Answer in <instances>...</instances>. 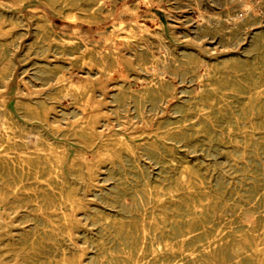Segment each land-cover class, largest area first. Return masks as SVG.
Instances as JSON below:
<instances>
[{
	"label": "rangeland",
	"instance_id": "374dc122",
	"mask_svg": "<svg viewBox=\"0 0 264 264\" xmlns=\"http://www.w3.org/2000/svg\"><path fill=\"white\" fill-rule=\"evenodd\" d=\"M0 117V264H264V0H0Z\"/></svg>",
	"mask_w": 264,
	"mask_h": 264
},
{
	"label": "bare ground",
	"instance_id": "6f19581e",
	"mask_svg": "<svg viewBox=\"0 0 264 264\" xmlns=\"http://www.w3.org/2000/svg\"><path fill=\"white\" fill-rule=\"evenodd\" d=\"M104 1V0H103ZM100 4V3H99ZM247 6V5H246ZM145 13V12H144ZM68 17V16H67ZM70 17H72V16H70ZM88 17H89V15H88ZM71 20H72V18H70ZM106 19H108V18H106ZM131 21H136V20H131ZM114 23V22H113ZM132 23V22H131ZM138 23V22H137ZM133 24V23H132ZM136 25V24H135ZM139 25V24H138ZM144 25V24H143ZM134 26V25H133ZM140 26V25H139ZM137 27V26H136ZM129 28V27H128ZM72 30V29H71ZM77 30V29H76ZM134 31V30H133ZM71 32V31H70ZM128 33H130V32H128ZM133 33V32H132ZM123 34V33H122ZM135 34V33H134ZM133 34V35H134ZM119 36V35H118ZM132 36V35H131ZM130 37V36H129ZM132 38V37H131ZM131 41V40H130ZM122 42V41H121ZM120 44H122V43H120ZM126 46V45H125ZM124 46V47H125ZM131 46V45H130ZM130 46H126L127 48L128 47H130ZM119 47V46H118ZM89 48V47H88ZM118 49V48H117ZM120 49V48H119ZM105 50V49H104ZM112 50V49H111ZM110 51V50H109ZM113 51V50H112ZM111 51V52H112ZM115 53H116V51H115ZM120 53V52H119ZM122 53V52H121ZM125 53V52H124ZM155 54V53H154ZM86 56V55H85ZM109 56V55H108ZM111 56V55H110ZM109 56V57H110ZM102 57V56H101ZM113 57V56H112ZM124 57V56H123ZM104 58V57H103ZM158 58V57H157ZM101 61V60H100ZM79 62V61H78ZM90 63V62H89ZM204 64V63H203ZM81 66H82V64H81ZM87 67V66H86ZM199 70V69H198ZM72 73V72H71ZM74 74H76V73H74ZM110 74V73H109ZM77 75V74H76ZM65 76V75H64ZM69 76V75H68ZM63 77V74H62V76H61V78ZM70 77H72V76H70ZM61 78H60V80H61ZM78 78V77H77ZM68 79V78H67ZM66 79V80H67ZM72 79V78H71ZM113 79V78H112ZM59 80V79H58ZM65 80V79H64ZM63 80V81H64ZM74 80L75 79H73V81H72V83L74 82ZM160 80V79H159ZM68 81V80H67ZM66 81V82H67ZM65 82V83H66ZM65 83H64V85H65ZM67 83H69V81L67 82ZM66 83V84H67ZM63 84V83H62ZM61 85V84H60ZM73 86V85H72ZM71 86V87H72ZM86 86V85H85ZM61 87V86H60ZM68 87H69V85H68ZM68 87H67V90H68ZM97 87V86H96ZM65 88V87H64ZM75 88V90H76V86L74 87ZM82 88V87H81ZM161 89V88H160ZM64 90V89H63ZM78 90V89H77ZM80 90V89H79ZM78 90V91H79ZM157 90V89H156ZM66 91V90H65ZM84 92V91H83ZM156 92V91H155ZM73 93V92H72ZM74 93H75V91H74ZM77 93V92H76ZM80 93V92H79ZM83 94V93H82ZM16 95V94H15ZM74 95V94H73ZM89 96V95H88ZM79 97V96H78ZM90 99V98H89ZM90 101H91V99H90ZM86 115V114H85ZM1 118V117H0ZM1 122H0V130L3 132V133H1V135H3L5 138H6V141L5 142H7V144L6 145H0V166H2L1 168H4V167H15L17 164V166H21V167H24V166H28V161H27V159L24 157V153L23 154H19V155H17L16 156V158H14V157H12V156H10V153H9V149L10 150H12L13 149V147L12 146H14V145H12V144H14L15 143V141H13V140H11V142H13V143H11V142H9V139H10V137H11V132H12V129L13 128H15V127H12V124L5 118V119H1L0 120ZM87 127V126H86ZM77 128H78V126H77ZM18 129H19V127H18ZM80 129V128H79ZM86 129V128H85ZM18 131V130H17ZM82 132V131H81ZM154 132V131H153ZM23 134H25V132H23ZM38 134H40V133H38ZM13 135V134H12ZM89 135V134H88ZM91 135V134H90ZM14 136V135H13ZM12 136V137H13ZM92 136V135H91ZM11 137V138H12ZM90 137V136H89ZM89 137H87V138H89ZM1 139V138H0ZM2 139H4V138H2ZM16 139V138H15ZM33 139V138H32ZM92 140H93V138H91ZM37 140V139H36ZM41 140V139H40ZM1 141H4V140H1ZM0 141V142H1ZM20 142V141H19ZM23 144L24 145H27L28 143H30L28 140H26V139H24L23 141ZM38 142V141H37ZM4 142H1L0 144H3ZM32 143V142H31ZM40 143V142H39ZM83 143H85V142H83ZM37 144V143H36ZM48 144V143H47ZM86 144V143H85ZM89 144V143H88ZM33 145V144H32ZM50 145H51V143H50ZM90 145V144H89ZM21 146H23V145H21ZM30 146V145H29ZM49 146V145H48ZM31 147V146H30ZM46 147V146H45ZM25 148V147H24ZM28 148V147H27ZM42 148H44V147H42ZM53 148V147H52ZM35 149V148H34ZM38 149H40V148H38ZM30 150V149H29ZM51 151H53L54 152V148H53V150L51 149ZM59 151V150H58ZM100 151V150H99ZM27 152V151H26ZM41 152V151H40ZM56 152V151H55ZM54 152V153H55ZM49 153H50V150H49ZM51 154V156H52V152L50 153ZM59 154V153H58ZM65 154H66V152H65ZM77 154V153H76ZM79 154V153H78ZM97 154V153H96ZM102 154H106L105 152L104 153H102ZM23 155V156H22ZM27 155V154H26ZM43 155V154H42ZM54 155V154H53ZM81 155V154H80ZM79 155V156H80ZM15 156V155H14ZM36 156V155H35ZM62 156V155H61ZM65 156V155H64ZM108 156H110V155H108ZM34 157V156H33ZM53 157V156H52ZM56 157V165L55 166H52L53 167V170L54 171H58L59 170V168L61 167V159H62V157L60 158V156H55ZM78 157V156H77ZM93 157V156H92ZM99 157V156H98ZM107 157V156H106ZM51 158V157H50ZM79 158V157H78ZM83 158V157H82ZM107 158H109V157H107ZM42 159V158H41ZM40 159V160H41ZM45 159V158H44ZM48 159V158H47ZM52 160V159H51ZM88 160H90V159H88ZM87 161V160H86ZM40 162V161H39ZM48 162V161H47ZM83 162V161H82ZM93 162V161H92ZM33 163V162H32ZM43 163H45V160H44V162ZM52 163H53V161H52ZM85 162H83V164H84ZM87 163V162H86ZM42 164V163H41ZM46 164V163H45ZM90 164V163H89ZM51 165V164H50ZM74 165V164H73ZM84 166V165H83ZM34 167V166H33ZM59 167V168H58ZM27 168V167H26ZM51 168V167H50ZM14 169H16V168H14ZM52 169V168H51ZM20 170V169H19ZM26 170V169H25ZM16 171V170H15ZM27 171V170H26ZM51 171V170H50ZM13 172H14V170H13ZM12 172V175H14L15 173H13ZM20 172V171H19ZM22 172V171H21ZM25 172V171H24ZM46 172V171H45ZM48 172V171H47ZM52 172V171H51ZM59 172V171H58ZM91 172V171H90ZM55 173V172H54ZM53 173V174H54ZM47 174V173H46ZM56 174H57V172H56ZM26 175V174H25ZM16 176V175H15ZM30 176V175H29ZM38 176V175H37ZM10 177V176H9ZM62 177V176H61ZM29 178V177H28ZM31 178V177H30ZM56 178V177H55ZM2 180H4L3 178H1ZM11 179V178H10ZM57 179V178H56ZM8 180V179H7ZM12 180V179H11ZM10 180V181H11ZM17 180V179H16ZM15 180V181H16ZM38 180V179H37ZM63 180V179H62ZM9 181V180H8ZM18 181V180H17ZM47 181H49V180H47ZM2 182V181H1ZM19 182H20V180H19ZM39 182V181H38ZM61 182V181H60ZM9 183V182H8ZM54 183V182H53ZM56 183V182H55ZM4 184H5V182H4ZM2 185V184H1ZM47 185V184H46ZM11 186H13V184L11 185ZM2 187V189H3V186H1ZM14 188H16L15 187V185H14ZM18 188V187H17ZM24 188V187H23ZM4 190H6V187L4 188ZM17 190V189H16ZM22 190V189H21ZM20 190V191H21ZM24 190H25V188H24ZM59 190H61V189H59ZM8 191H11V190H8ZM48 191V190H47ZM1 192V191H0ZM26 192V191H25ZM2 193V192H1ZM20 193V192H19ZM23 193V192H22ZM33 193V192H32ZM31 193V194H32ZM48 193V192H47ZM53 193V192H52ZM59 193V192H58ZM7 194V193H6ZM17 194V193H16ZM38 194V193H37ZM72 194V193H71ZM18 195H20V194H18ZM34 195V194H33ZM32 195V196H33ZM39 195V194H38ZM54 195V194H53ZM58 195V194H57ZM2 196V195H1ZM40 196V195H39ZM14 197V196H13ZM17 197V196H16ZM31 197V196H30ZM66 197V196H65ZM69 197V196H68ZM15 198V197H14ZM28 198V197H27ZM40 198H42V196L40 197ZM54 198V197H53ZM30 199V198H29ZM35 200L37 199V198H34ZM34 199H33V201H34ZM43 199V198H42ZM66 199V198H65ZM1 200V199H0ZM17 200V199H16ZM50 200V199H49ZM63 200H64V197H63V195L62 194H60L59 193V196H58V198L55 200V201H57V206H59V205H61L62 204V202H63ZM74 200V199H73ZM10 201V200H9ZM45 201V200H44ZM47 201V200H46ZM54 201V202H55ZM12 202V200L10 201V203ZM21 202V201H20ZM29 202V201H28ZM30 202L32 203V201L30 200ZM38 202H40V201H38ZM15 203V202H14ZM35 203H36V201H35ZM18 204V203H17ZM50 204V203H49ZM55 204H56V202H55ZM54 204V205H55ZM6 205V204H5ZM15 205H16V203H15ZM18 205H20V204H18ZM23 205V204H22ZM47 205V204H46ZM51 205V204H50ZM53 205V204H52ZM51 205V206H52ZM67 205H68V203H67ZM71 205H73V203H70V206ZM8 206V205H7ZM12 206V205H11ZM10 206V207H11ZM48 206V205H47ZM46 206V207H47ZM62 206V205H61ZM70 206H68L69 208H70ZM44 208V207H43ZM48 208V207H47ZM58 208V207H57ZM7 209H8V207H7ZM14 209V208H13ZM17 209H18V207H17ZM9 210V209H8ZM52 210V209H51ZM60 210V209H59ZM48 212V211H47ZM62 212V211H61ZM5 213V212H4ZM48 214H49V212H48ZM47 215V214H46ZM50 215V214H49ZM63 215V214H62ZM48 216V215H47ZM52 216V215H51ZM8 217V216H7ZM44 217V216H43ZM72 217V216H71ZM46 219H48V218H46ZM62 219H64V218H62ZM64 222V221H63ZM68 222V221H67ZM1 224H3V222L1 223ZM1 227V226H0ZM66 232H68V231H66ZM239 233H240V231H239ZM258 233V232H257ZM67 234V233H66ZM68 236H69V234H68ZM228 237V236H227ZM213 240V239H212ZM225 240V239H224ZM170 242V241H169ZM217 243V242H216ZM247 244H245V245H247V247H245V248H249V249H251L253 252H254V254L257 256V257H264V248H262V247H260L257 243H255L254 242V240H253V238H251V242H246ZM162 244V243H161ZM243 244V243H242ZM214 246V245H213ZM22 247V246H21ZM165 247V246H164ZM242 248V247H241ZM163 250V249H162ZM207 250V249H206ZM26 251V250H25ZM51 251V250H50ZM197 251H200V250H196V252ZM202 251H204V249L202 250ZM15 252V251H14ZM187 252V251H186ZM200 253V252H199ZM77 254V253H76ZM197 254V253H196ZM80 258V257H79ZM62 260V259H61ZM185 260V259H184ZM221 261L220 262H222L223 261V259H220ZM179 263V262H178ZM60 264H82V262H81V260L80 259H78L76 262H69V261H65V260H62L61 262H60ZM131 264H137L136 262H134V261H132L131 262ZM180 264H181V262H180ZM196 264H199V263H196ZM200 264H203V263H200Z\"/></svg>",
	"mask_w": 264,
	"mask_h": 264
}]
</instances>
